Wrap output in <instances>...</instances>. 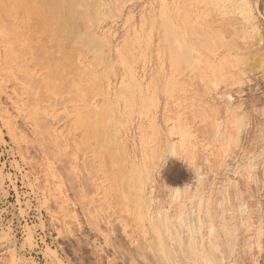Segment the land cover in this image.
<instances>
[{
	"label": "rangeland",
	"instance_id": "374dc122",
	"mask_svg": "<svg viewBox=\"0 0 264 264\" xmlns=\"http://www.w3.org/2000/svg\"><path fill=\"white\" fill-rule=\"evenodd\" d=\"M73 1L0 0V264H152L181 201L264 264V0Z\"/></svg>",
	"mask_w": 264,
	"mask_h": 264
},
{
	"label": "bare ground",
	"instance_id": "6f19581e",
	"mask_svg": "<svg viewBox=\"0 0 264 264\" xmlns=\"http://www.w3.org/2000/svg\"><path fill=\"white\" fill-rule=\"evenodd\" d=\"M32 2H33V0H31ZM46 1V2H45ZM50 1H53V0H50ZM66 1V0H65ZM78 1V0H77ZM76 0L75 1H73V2H77ZM82 0H80V2H81ZM32 2H31V4H32ZM35 3H36V8H37V6H39V5H37V1H34ZM38 2L39 3H41L42 2V0H41V2L38 0ZM49 2V1H48ZM57 2V1H56ZM79 2V3H80ZM38 3V4H39ZM44 5H46V3H47V0H44ZM50 3H52V2H49V5H51ZM79 3H77V5L79 4ZM57 4H58V2H57ZM41 5H42V3H41ZM61 5V4H60ZM217 5V4H216ZM48 6V5H47ZM75 6H76V4H75ZM74 6V7H75ZM79 6V5H78ZM51 7H53V6H51ZM66 7H69L68 5H66ZM39 8V7H38ZM40 8H42V7H40ZM45 8H47V7H45ZM63 8V7H62ZM76 8V7H75ZM92 8V7H91ZM49 9H51L52 10V8H49V6H48V10H47V14H48V11H49V15L48 16H50L51 14H50V10ZM54 9L56 10V13H57V9H56V7H54ZM52 10L53 12H54V15H56V13H55V10ZM59 9H61V7L59 8ZM69 9V10H68ZM72 9H74V8H66V14L68 15V17H72V16H70L69 14H71V12L73 13V11L75 10H73L72 11ZM43 10V9H42ZM42 10H41V13H42ZM94 10V9H93ZM93 10H92V12H91V14L92 13H94L93 12ZM71 11V12H70ZM91 11V10H90ZM60 12H63L62 11V9H61V11ZM69 12V13H68ZM78 12V11H77ZM95 12H96V9H95ZM39 13H40V11H39ZM41 13H40V21H42V19H44V18H42L41 17ZM61 14V13H60ZM60 14H59V17H60ZM73 14H76V11H75V13H73ZM73 14H71V15H73ZM78 15V14H77ZM88 15V16H87ZM48 16H46V18L48 17ZM89 16H90V14H86V16L85 17H88L89 18ZM93 16V15H92ZM56 17V16H55ZM54 17V18H55ZM63 16L61 15V18H62ZM67 17V16H66ZM82 17V16H81ZM42 18V19H41ZM50 18H52L51 16H50ZM74 18H75V15H74ZM88 18L87 19H84V21H83V19H82V22L84 23H82V25H83V27H85V25H87V22H86V20H88ZM90 18H91V16H90ZM56 19V18H55ZM64 19V18H63ZM54 21V19L52 18L51 19V21ZM65 20V19H64ZM81 20V19H80ZM40 21H38V23L40 22ZM44 21V20H43ZM47 21V20H46ZM48 21H49V18H48ZM47 21V22H48ZM68 22H71V19L70 20H67ZM72 21H75V20H72ZM50 22V21H49ZM59 22V21H58ZM61 22V21H60ZM63 23L61 24V26L64 28V26H63V24L65 23L64 21H62ZM75 22H77V21H75ZM74 22V23H75ZM79 22V21H78ZM90 22H91V20H90ZM41 23V22H40ZM39 23V24H40ZM43 23V22H42ZM52 24H53V22H52ZM70 24V26H72V23H68V25ZM76 24V23H75ZM43 24H41V26H42ZM48 25V24H47ZM81 25V26H82ZM39 26V25H38ZM70 26H69V28H70ZM80 25L78 26V27H81ZM92 26V25H91ZM90 26V27H91ZM48 27V26H47ZM50 27V26H49ZM73 27H75V25H73ZM87 27H89V26H87ZM40 28H42V27H40ZM44 28H45V26H44ZM43 28V29H44ZM50 29V28H49ZM52 29V28H51ZM39 30V29H38ZM60 30V29H59ZM58 30V31H59ZM74 30H76L75 28H74ZM74 30H72V31H74ZM77 31V30H76ZM76 31L75 32H73L74 33V36H75V33H76ZM48 32H49V30H48ZM60 32H61V34H62V31L60 30ZM72 33V34H73ZM71 34V35H72ZM77 34H78V32H77ZM54 35H56V34H54ZM83 35V34H82ZM87 35V34H86ZM59 36V35H58ZM73 36V35H72ZM79 37L81 36V35H78ZM77 36V37H78ZM60 37V36H59ZM79 39V38H78ZM94 40V39H93ZM88 41V40H87ZM86 43V42H85ZM93 109H94V107H92ZM92 109V110H93ZM95 111H96V109H94ZM100 110V109H99ZM99 110H98V112H99ZM92 113L90 112V116H93V114H95V113H93L92 115H91ZM97 115V114H96ZM98 117V116H97ZM97 117L95 118V119H97ZM93 118V117H92ZM87 122V121H86ZM93 123H94V121H92ZM91 122V123H92ZM89 123H90V120H89ZM90 123V124H91ZM91 127V126H90ZM100 127V126H99ZM99 132V131H98ZM103 133V132H102ZM98 134V133H97ZM104 134V133H103ZM103 134H102V137H103ZM100 138V137H99ZM113 139V138H112ZM101 140H102V138H101ZM100 140V141H101ZM115 141V140H114ZM111 144H112V142H111ZM108 147V146H107ZM106 147V148H107ZM113 148H115L114 146H113ZM121 148V147H120ZM119 148V149H120ZM107 149H109V148H107ZM113 149L112 148H110L109 149V152H111ZM106 152H107V150H106ZM108 152V153H109ZM120 152H121V150H120ZM104 155V154H103ZM105 155H106V153H105ZM107 156V155H106ZM110 157V156H109ZM117 157V156H116ZM122 157V156H121ZM247 161H249V160H247ZM124 165V164H123ZM251 165V164H250ZM252 166V165H251ZM133 168V167H132ZM251 168V167H250ZM117 169H119V168H117ZM121 169V168H120ZM120 169L118 170V172L117 173H122L123 174V172H120ZM124 169H125V167H124ZM249 170V169H248ZM151 171V170H150ZM129 172H131L130 170H129ZM198 173V172H197ZM249 173V172H248ZM121 174V175H122ZM148 174V173H147ZM120 175V176H121ZM130 175H132V173L130 174ZM133 175H134V171H133ZM151 175H152V173H151ZM200 175V174H199ZM264 175V174H263ZM120 176L118 177L117 176V174H116V178L118 179V178H120ZM149 176V175H148ZM194 177H196L195 175H193ZM124 177H125V175H124ZM132 178H133V176H131ZM137 177V176H136ZM151 177V176H150ZM131 178V179H132ZM149 178V177H148ZM171 178H173V176L171 177ZM170 178V179H171ZM262 178H263V176H262ZM261 178V179H262ZM201 179V178H200ZM122 180H123V178H122ZM121 180V181H122ZM125 180V179H124ZM150 180V179H149ZM256 180V179H255ZM126 181V180H125ZM125 181H124V184H126L125 183ZM132 181V183H134L133 182V180H131ZM152 181V180H151ZM175 181H177V180H175ZM151 183V182H150ZM259 183H261V181L259 182ZM182 184H184V183H182ZM192 184V183H191ZM201 183H198V185H200ZM133 185V184H132ZM132 185H130V189H129V192H130V195H131V192H132V190H131V188H132ZM138 185H140V184H138ZM197 185V187H200V186H198ZM133 186H136L135 184L133 185ZM176 186V185H175ZM183 186V185H182ZM185 186V185H184ZM191 186V185H190ZM258 186V185H257ZM142 187V186H141ZM177 187V186H176ZM135 188L136 187H134L133 189H134V191H138L137 189L135 190ZM138 188V187H137ZM139 188H140V186H139ZM122 189V188H121ZM142 189H143V187H142ZM174 189V188H173ZM181 189V188H180ZM193 189V188H192ZM198 188H196V190H197ZM124 190V189H123ZM126 190V189H125ZM172 190V189H171ZM178 190V189H177ZM188 189L186 188V186L184 187V191L186 192ZM195 190V189H194ZM195 190V191H196ZM199 190V189H198ZM179 191V190H178ZM183 191V190H182ZM183 191V192H184ZM236 191H237V189H236ZM259 191H260V189H259ZM122 192V191H121ZM197 193H198V191H196ZM196 192H194V194H197ZM205 192V191H204ZM238 192V191H237ZM141 193H142V191H141ZM179 193H181V191H179ZM192 193H193V190H192ZM123 194V193H122ZM132 194H134V192L132 193ZM145 194V193H144ZM187 194V193H186ZM205 194V193H204ZM135 197L137 196V192H135ZM139 195H141V194H139ZM132 196L133 195H131V201H132ZM143 196V195H142ZM141 196V197H142ZM180 196V195H179ZM194 196V195H193ZM141 197H138V199L140 198L141 199ZM181 197V196H180ZM186 197V196H185ZM196 197V196H195ZM220 197V196H219ZM222 197V196H221ZM224 197V196H223ZM121 198V197H120ZM134 198V197H133ZM143 198V197H142ZM189 198V197H188ZM227 198V197H226ZM240 198V197H239ZM124 199H127V198H124ZM128 199H129V197H128ZM139 199V200H140ZM146 199V198H145ZM184 199V198H183ZM186 199V198H185ZM209 199V198H208ZM221 199V198H220ZM224 199V198H223ZM216 200H217V198H216ZM238 200V199H237ZM244 200V199H243ZM124 201L126 202V200H123L122 202L124 203ZM178 201H180V200H178ZM210 201V200H209ZM222 201H224V200H222ZM239 201H240V199H239ZM135 202H137L136 200H135ZM177 202V201H176ZM201 202L202 201H200L199 203H198V205L196 204V208H194V207H192L191 209L186 205V204H184L182 201L181 202H179V204H180V206L178 205L177 206V208H176V206H175V208H171L170 206H168V208H165V210H161V208H154V210H152V208L150 209V207H147L146 208V212H145V214L147 215V220H148V225H149V228H150V231H151V233H150V240L145 244V242L146 241H144V244H145V246H151V248H152V250H153V254L152 255H150V256H153V257H155V262L154 263H152V264H161V262L163 263V264H208V262H210V261H214V262H216V259H217V256H215V252L217 251V250H220V248L219 247H221V246H223V243L221 244V246H217V245H219V241L221 242V238L218 240V238L220 237V236H216V237H214V238H212V239H215V238H217L216 240L218 241L217 243L215 242V240H211V239H208V241H206L205 242V240H204V236H203V234L201 233V231H202V224H203V222H206L205 221V219L207 218V222L206 223H208L209 225H207L208 226V232H209V236H211V235H213L214 233H211V231L212 230H214L215 228H213L211 225H212V223L210 224V222H212L210 219H211V214H209L208 212L205 214L204 213V215H206L205 217V219H204V221L202 222V218L199 216V214L198 213H200V211H202V207L203 206H201L202 204H201ZM242 202H244V201H242ZM133 204H134V202H132ZM131 203V205H133ZM154 203V202H153ZM178 203V202H177ZM220 203H222L223 204V202H220ZM239 203V202H238ZM125 204V203H124ZM137 204V203H136ZM140 204L142 205V203H140V202H138V205H135V207L137 206L138 208H140ZM162 204V203H161ZM204 204V203H203ZM240 204V203H239ZM168 205H170V204H168ZM172 205V204H171ZM175 205V204H174ZM241 205V204H240ZM147 206H149L148 204H147ZM207 206H209V205H207ZM210 206H211V204H210ZM245 206V205H244ZM137 207L135 208V210H137ZM247 207V206H246ZM193 208H194V211H193ZM156 209V210H155ZM172 209V210H171ZM207 209V208H206ZM219 209H221V208H219ZM171 210V211H170ZM212 210V209H211ZM217 210V209H216ZM243 210V209H242ZM207 211V210H206ZM215 211V210H214ZM213 211V212H214ZM220 211V210H219ZM136 212V211H135ZM238 212V211H237ZM226 214V213H225ZM231 214V213H230ZM233 214V213H232ZM143 216V215H142ZM223 216V215H222ZM221 217V216H220ZM125 218V217H124ZM223 218V217H222ZM231 218V217H230ZM228 219V218H227ZM129 220V219H128ZM136 221H140L141 220V214H137V216H136V219H135ZM232 220V219H231ZM210 221V222H209ZM222 221V220H221ZM224 221V220H223ZM228 221V220H227ZM233 221V220H232ZM129 222H130V220H129ZM128 223V222H127ZM227 223V222H226ZM135 224H136V222H135ZM139 224V223H138ZM225 224V223H224ZM130 225V224H129ZM126 226H128V225H126ZM206 226V227H207ZM219 226V225H218ZM222 231H226L227 229H229V228H227V227H225V225H223V223H222ZM227 226V225H226ZM232 227H233V225H232ZM231 227V228H232ZM218 228V227H217ZM216 228V229H217ZM225 228V229H224ZM227 228V229H226ZM237 228V227H236ZM149 230V229H148ZM201 230V231H200ZM236 230V229H235ZM258 230H259V228H258ZM216 231V230H215ZM219 231V230H218ZM228 231V230H227ZM260 231V230H259ZM213 232V231H212ZM216 233H217V231H216ZM223 233V232H222ZM228 233V232H227ZM227 233H224V235L222 234V236H226L225 234H227ZM218 234V233H217ZM219 235V234H218ZM228 236V235H227ZM223 238V237H222ZM226 239H227V237H226ZM225 239V240H226ZM211 240V241H210ZM214 242V243H213ZM144 244H143V246H144ZM207 244V245H206ZM217 244V245H216ZM224 244H225V242H224ZM228 245H231L230 243H227ZM235 245V244H234ZM219 248V249H218ZM223 248V247H222ZM221 248V249H222ZM231 248V247H230ZM221 251V250H220ZM219 251V252H220ZM222 251H224V253L226 254V251H225V249H223ZM151 252V251H150ZM155 252V253H154ZM221 253V252H220ZM218 254V253H217ZM222 254H223V252H222ZM221 254V255H222ZM228 254V253H227ZM229 255V254H228ZM227 255V256H228ZM223 256V255H222ZM225 256V255H224ZM215 257H216V259H215ZM152 260H154V259H152ZM152 260H151V262H152ZM151 262H149V263H151ZM159 262V263H158ZM237 262V261H236ZM221 263V262H220ZM232 263H234V262H232Z\"/></svg>",
	"mask_w": 264,
	"mask_h": 264
}]
</instances>
